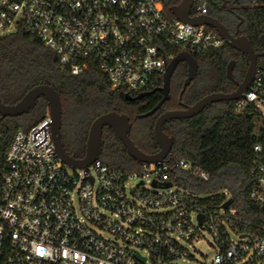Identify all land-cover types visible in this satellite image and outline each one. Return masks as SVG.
<instances>
[{
	"label": "built area",
	"instance_id": "1",
	"mask_svg": "<svg viewBox=\"0 0 264 264\" xmlns=\"http://www.w3.org/2000/svg\"><path fill=\"white\" fill-rule=\"evenodd\" d=\"M225 1L192 0L190 15L211 16ZM17 31L52 50L71 74L94 68L110 90L130 96L156 90L177 54L224 43L209 26L167 17L160 0H0V36ZM248 86L234 108L250 111L264 133V56ZM253 152L248 199L264 207V145ZM4 160L0 264H188L203 233L214 250L210 264H264V222L244 218L232 201L224 206V190H193L192 179L207 181L209 173L185 159L133 170L99 158L68 166L55 153L47 109L14 132ZM173 168L185 176L171 175Z\"/></svg>",
	"mask_w": 264,
	"mask_h": 264
},
{
	"label": "trees",
	"instance_id": "2",
	"mask_svg": "<svg viewBox=\"0 0 264 264\" xmlns=\"http://www.w3.org/2000/svg\"><path fill=\"white\" fill-rule=\"evenodd\" d=\"M163 12L173 17L170 6L181 0H160ZM242 17L241 34L247 37L255 52L261 51L260 37L264 32V5L245 6L236 4ZM192 12V11H191ZM225 13L220 7L210 9V14L222 20ZM197 74L190 82L185 101L194 102L208 93H227L236 89L233 79L240 82L247 69L246 55L222 44L194 55ZM233 60V79L226 73L227 63ZM176 77H183L186 68L178 67ZM162 80L159 82L161 85ZM47 84L53 87L61 102V140L65 151L75 159L82 158L91 122L100 114L114 111L129 117V137L143 152L153 154L159 147L153 137V122L160 112L175 107L170 97L152 116L139 118L162 98L154 90L142 98L129 101L124 90L112 91L106 78L96 69L87 68L77 75L71 74L57 62L55 53L38 39L17 31L0 36V101L13 104L33 86ZM131 95L133 94L130 93ZM233 101L208 105L199 114L188 119H171L164 123L163 130L173 136L167 160L185 159L209 173L207 181L192 179V188L198 193L210 194L226 191L238 213L253 223L264 222V207L248 199L253 180L250 166L256 143L264 145V133L258 127L250 111L238 112ZM47 103L40 97L26 113L16 117H0V182L7 165L4 151L12 135L19 127L26 130L38 123L47 111ZM139 134V135H138ZM99 159L109 165L133 170L139 162L133 160L113 132L104 127L101 134ZM135 164L133 168L125 163ZM171 175L185 176L177 168Z\"/></svg>",
	"mask_w": 264,
	"mask_h": 264
},
{
	"label": "water",
	"instance_id": "3",
	"mask_svg": "<svg viewBox=\"0 0 264 264\" xmlns=\"http://www.w3.org/2000/svg\"><path fill=\"white\" fill-rule=\"evenodd\" d=\"M192 0H181L178 4L170 6L169 11L172 15L183 22H189L194 25H205L209 26L215 30L223 39L224 44L228 45L230 48L246 55L248 65L245 71L244 77L240 82L234 81L236 89L227 93H208V95L195 101L193 104L185 107L184 109H172L170 111H165L159 114L152 126H153V137L158 145V151L153 154H147L138 148L134 142L131 141L129 137L130 133V123L129 117L124 113H117L114 111H109L98 115L90 124L87 138L85 142V151L82 158L75 159L68 155L65 151L60 134L61 127V102L57 91L47 85L40 84L33 86L28 89L24 95L13 104H4L0 101V117H16L28 112L36 103V101L42 97L47 103L50 127H51V138L53 141L54 149L56 155L60 160L71 167L74 168H85L90 165L94 160L99 157L101 152V134L104 127H108L116 138L123 145L129 156L138 162L153 164L157 162H162L170 154L173 136H168L163 131V124L171 121V119H188L189 117L195 116L203 111L208 105L218 102H229L239 99L249 87V83L253 78L256 70V64L259 58L264 56V41H262L263 52L256 53L249 43V40L244 35H232L229 30L226 29L216 18L210 15L206 16H196L190 15L189 9ZM184 62L188 68L186 78L182 84V92H184L186 86L191 80H193L197 74V62L195 57L190 53L181 52L177 54L168 65L165 67V72L162 77V84L156 90L162 93V98L151 108L150 111L138 115L139 118H145L152 116L160 106L168 100L169 98V82L172 73L178 63ZM234 61L230 60L226 65V73L229 79H233ZM152 90L151 92H153ZM151 92H140L136 95L130 96L125 95V98L129 101L142 98ZM170 186L169 183L165 184V187ZM232 199L224 204L227 206ZM199 218V216H198Z\"/></svg>",
	"mask_w": 264,
	"mask_h": 264
},
{
	"label": "flooded vegetation",
	"instance_id": "4",
	"mask_svg": "<svg viewBox=\"0 0 264 264\" xmlns=\"http://www.w3.org/2000/svg\"><path fill=\"white\" fill-rule=\"evenodd\" d=\"M236 4L241 5V6H245V0H226L221 6L220 8L226 12L225 13V17L222 18V20L217 19L224 27H226L227 30H229V32L232 35L238 34V35H242L241 31H240V26L243 23V19L242 17L238 14V12L236 11ZM212 16V15H211ZM215 18V17H214ZM243 36V35H242ZM262 41H264V32L260 37V42L262 45ZM263 48V46H262ZM263 49L261 51H257L256 53H262ZM184 67L186 68V73L183 75V77H176V71L178 70V67ZM234 66V65H233ZM187 71L188 68L186 66V64L184 62H180L177 64V66L175 67L174 72L172 73L171 77H170V82H169V98L172 97V100L175 102V107L173 109H184L185 107L193 104L194 102H189L185 101V94L187 93V89L189 84L186 86L184 92H182V84L184 79L186 78L187 75ZM233 81H236L235 79H233ZM238 82V81H237ZM162 84V83H161ZM161 86V85H160ZM159 86V87H160ZM134 95V94H132ZM197 101V100H196ZM172 110V109H170ZM168 110V111H170ZM163 112H160L156 115V117L161 114ZM155 117V118H156ZM164 125V124H163ZM162 125V126H163ZM164 131V130H163ZM166 133V132H165ZM167 134V133H166ZM168 135V134H167ZM169 136V135H168Z\"/></svg>",
	"mask_w": 264,
	"mask_h": 264
},
{
	"label": "rangeland",
	"instance_id": "5",
	"mask_svg": "<svg viewBox=\"0 0 264 264\" xmlns=\"http://www.w3.org/2000/svg\"><path fill=\"white\" fill-rule=\"evenodd\" d=\"M261 111L264 112V108H262ZM21 128L22 127H19V129ZM124 165L125 167H130V168H133L134 166H136L135 164H131L129 162L125 163ZM68 171L73 172V170L70 168L68 169ZM234 238L236 239V237ZM198 239L199 241H194V248L198 252L197 254L194 253L196 259L193 262L188 263V264H210V259L212 257L214 250L213 248H209V244L207 241H210L211 238L206 233H203V236H201V239L200 238ZM188 250L189 252H191V249H188ZM235 264H244V263H235Z\"/></svg>",
	"mask_w": 264,
	"mask_h": 264
}]
</instances>
